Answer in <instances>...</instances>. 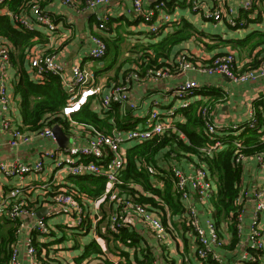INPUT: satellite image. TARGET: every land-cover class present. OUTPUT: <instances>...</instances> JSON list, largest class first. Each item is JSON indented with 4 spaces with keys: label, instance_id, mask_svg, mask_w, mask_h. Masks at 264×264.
I'll list each match as a JSON object with an SVG mask.
<instances>
[{
    "label": "crops",
    "instance_id": "0c3cea01",
    "mask_svg": "<svg viewBox=\"0 0 264 264\" xmlns=\"http://www.w3.org/2000/svg\"><path fill=\"white\" fill-rule=\"evenodd\" d=\"M84 1L75 0L76 4L72 6L64 4L62 0H37L40 8L50 15L55 25L52 31L48 30L45 25L33 22L29 7L23 9L22 12L8 10L7 0L0 6V14H7L8 11L21 13L32 22V28L37 32L35 44L25 52L23 62V67L30 80L40 82L32 72L27 54L30 51L55 54L57 61L63 67L66 79H70L72 67L79 63L94 73L95 82L101 86L102 93H107L112 85L122 82L135 67L143 76L146 70L144 72L142 70L147 66V59L142 56V48L159 42L168 33L179 29L183 21L189 23L192 34L189 38L173 45L168 52L169 55L161 59L165 67H171L176 55L180 52L187 53L204 63H210L216 55L233 51L238 72L242 67L256 64L257 60L264 58V0H253L251 8L246 11L241 10L243 0H165L169 7L171 22L155 35L147 31V26L141 19L127 12L132 5V0H112L94 9H85ZM156 1L158 0H142V3L148 9ZM212 9L223 11L221 20L216 22L206 17L207 12ZM103 15H108L109 20L105 30L100 31L97 28V16ZM229 19H233L237 24L231 25ZM93 35L101 36L107 46L105 55L98 60L89 56V51L93 46L91 39ZM237 40H243V43L239 44ZM149 50L145 52L151 54ZM18 68L10 59V65L6 71V86L10 103L5 115L11 118L13 126L25 129L22 127L19 108L20 96L15 92V84L19 77ZM225 78L222 73L217 72L172 70L169 76L157 80L146 77L131 79L129 102L112 103L108 109L102 110L99 99L91 97L85 105H88L98 115L101 120V126L98 129L106 133L114 129L125 131L145 126L149 111L154 108L161 111L163 116L169 109H173L175 110L172 117L174 125L184 123L186 119L178 110L180 101L174 97L173 90L181 82L193 80L197 82L198 87L192 96L188 97V104L197 100L212 103L210 116L218 126L215 138L222 141L244 130L249 122V111L253 109L254 99L264 97V76L243 82L232 81L227 76ZM211 92L221 93V96L214 99L211 97ZM114 105L116 109L113 108ZM58 125L67 136L65 146H61L56 139L52 140L42 136L34 137L26 144L11 146L8 143L9 132L0 131V162L17 160L34 164L43 156L42 152L46 149L57 147L64 149L71 145H85L91 137L88 128L91 124L76 122L73 116L71 121ZM179 137L183 143H187V137L183 133ZM135 143V141H126L122 147L126 152ZM199 159V150L198 153L191 152L173 143L158 151L153 159L149 161L142 159L139 166L143 168L145 164H150L155 167L158 174L149 175L152 184L162 188L164 181L170 176L172 166L189 174ZM44 162L45 170L42 173L31 171L21 179L6 178L0 172V196L6 197L14 185L25 186L24 197L27 203L35 207L36 211H40L49 225L50 231L47 234L32 231L42 264H151L153 261L159 264H217L213 261L204 262L197 257L193 231L179 219L185 214L184 208L178 214H174L167 205L160 201L163 209H153L158 212L154 211L162 221L165 223L169 221L174 227L175 232L166 230L163 240H157L152 231L137 220L133 227H127L138 238L135 244H131L128 240L122 242L114 239L106 228L108 215L119 210V207L103 195L97 198L89 197L77 188L71 176L63 172L58 173L56 180L53 181L54 167L49 159H44ZM240 165L242 169L239 195L242 214L239 228L240 239L230 246L231 233L228 225L226 222L221 223L218 230L225 243L222 247L215 249L221 257V262L218 264H234L241 253L247 249L248 226L255 207L252 190L264 183L262 169L258 166L254 155H247ZM210 178L214 192L209 199L201 202L193 194L188 201L183 203L195 208L201 225L204 224L205 219H213V200L217 194V178L212 176ZM127 187L147 193L140 184L131 181L125 183L124 187H118V190L125 196H129L130 191ZM58 188L74 191L77 201L85 207L87 217L84 229L75 226L73 217L67 212L54 211L57 208L51 203V199ZM59 213H63L64 216L60 215L61 217L58 218ZM35 219L36 216H25L18 221H10L6 217L0 218V264H8L10 249L13 245L18 248L21 264H28L24 241ZM20 222H23L21 227H19ZM258 227L264 238V215L259 218ZM93 240L101 247L102 254L79 259L85 246ZM261 257L264 263V251Z\"/></svg>",
    "mask_w": 264,
    "mask_h": 264
},
{
    "label": "built area",
    "instance_id": "2783aa9c",
    "mask_svg": "<svg viewBox=\"0 0 264 264\" xmlns=\"http://www.w3.org/2000/svg\"><path fill=\"white\" fill-rule=\"evenodd\" d=\"M5 1L6 0H0V6ZM111 1L112 0H85L84 8L94 9L98 5H105ZM29 2L33 15V22L45 25L50 31L54 30L55 25L50 15L40 8L37 0H29ZM62 2L72 6L76 4L75 0H62ZM252 4L253 0H243L241 9L248 10L251 8ZM127 12L141 19L147 26V31L150 34L159 33L162 28L165 29L166 25L171 22L169 7L165 0L154 2L148 9L143 6L142 0H132V5L127 9ZM7 14L17 27L33 29L32 22L21 13L8 11ZM206 17L217 22L222 19L223 11L221 9L209 10ZM108 20V15L97 16V28L100 31L105 30ZM229 23L231 25L237 24L233 19H229ZM91 39L93 46L89 51V56L94 60L101 59L107 50L106 43L101 36L93 35ZM27 59L35 78L39 81H42L47 73L58 75L61 78L62 84L69 96L58 115L66 119V121H71L72 115L78 112L83 105L87 104L91 97H97L99 99L102 110L108 109L112 103L129 102V83L131 79L146 77L157 80L161 77L169 76L172 70L178 72L187 70H195L201 73L217 72L225 74L230 80L235 82L255 80L258 77L264 76V61L255 68H249L238 72L239 70L236 68L233 51H226L220 55H216L210 63H204L187 53L180 52L176 55L171 67L157 69L148 68L143 76L135 67L122 82L115 83L107 93H102L101 86L95 82L94 73L81 66L79 63L72 67L70 79H66L64 77L63 67L57 61L55 54H43L30 51L27 54ZM9 65L10 44L7 40L0 38V111L2 113L0 116V131L9 132L10 139L8 143L11 146L26 144L34 137L39 136L49 137L55 140L52 126L44 124L42 128L37 131H29L21 127L13 126L11 118L5 115L9 109L10 103V96L7 93L6 86V71ZM197 87L196 81L186 80L174 88L173 94L174 97L180 101V107L188 105V97L192 96ZM130 105L133 106L132 104ZM174 112L175 110L169 109L166 115L163 116L156 108L151 109L146 118L145 126L134 127L125 131L114 129L106 133L94 126L87 125L91 137L85 145H71L64 149L57 147L56 149L43 151V156L34 164L22 163L17 160L0 162V172L6 178L17 177L18 179H21L31 171L42 173L45 170L44 159L47 157L54 167L53 181L56 180L60 172L69 176H105L107 188L103 196L119 207V210L108 215L106 221L107 230L110 233H117L121 227H133L134 222L139 220L152 231L157 240L161 241L164 239L167 229L175 232L173 225L169 221L166 223L162 221V219L154 213L156 210H151L148 206L134 200L133 196H125L118 190V187L120 188L123 184L120 179V174L125 167L126 152L122 144L126 141L141 143L172 129L174 127L172 119ZM204 115L203 126L206 134L211 137L216 132L218 126L211 119L210 115ZM252 117L253 109L249 111V119ZM237 145L240 146L239 144ZM220 148L221 142L218 140L211 145L200 148V159L193 167L191 173L187 174L182 169L172 166L169 176L172 180L173 191L178 196L185 209L184 216L182 215L179 219L191 227L193 231L196 240L195 253L197 257L204 262L213 261L217 264L221 262V257L215 249L222 247L225 243L218 230L219 226L215 224L212 218L205 219L204 224L201 225L195 208L190 205H184L183 203L188 201L193 194H195L197 199L201 202L211 197L214 188L205 158L211 157ZM253 155L257 160L258 166L262 169L264 176V150ZM245 157L246 155L243 153H238L235 157V163L240 164ZM143 169L150 175L158 174L156 168L150 164H145ZM25 188L26 187L21 184L14 185V187L8 191L6 197L2 198L0 196V218L6 217L12 221H18L25 216H36L34 223H32L25 236V254L28 259V264H42L38 257L32 231L39 234H47L50 228L42 216H37L36 208L27 203L24 197ZM252 196L255 200V207L252 211L251 222L248 226L247 249L241 253L234 264H246L249 260L255 261L256 257L253 255L252 251H264L263 233L258 227V220L264 215V183L262 186L252 190ZM51 203L57 208L54 209V211L60 210L67 212L73 217V224L79 229H84L87 211L85 207L77 201L74 191L58 188L52 195ZM241 217L242 214L240 212L237 217L238 231L242 221ZM22 225L23 222H20L19 227ZM18 254V248L13 245L10 249L8 264H21ZM151 264L159 263L153 261Z\"/></svg>",
    "mask_w": 264,
    "mask_h": 264
},
{
    "label": "trees",
    "instance_id": "16d2710c",
    "mask_svg": "<svg viewBox=\"0 0 264 264\" xmlns=\"http://www.w3.org/2000/svg\"><path fill=\"white\" fill-rule=\"evenodd\" d=\"M28 7L30 8L29 0H7L6 2V8L12 11L22 12L23 9L25 10ZM191 34V26L188 22L183 21L179 29L168 33L159 42L142 48V56L147 59V66L142 71L144 72L148 68L165 67L166 65L161 59L169 55L168 52L173 45L189 38ZM36 35L37 32L34 29L19 28L11 21L8 14H0V38L9 42L11 62L19 67L15 92L20 96L19 108L22 127L29 131H37L44 124L49 126L65 124L66 119L58 114L69 96L58 75L47 73L40 82H34L28 78L23 67L24 56L25 52L35 44ZM236 42L241 44L243 40H237ZM145 50H149L151 54L145 52ZM262 61H264V58L257 60L256 64L242 67L241 71L255 68ZM210 94L214 99L221 96V93L217 92H211ZM211 104V102L197 100L185 107H178L179 112L186 119L184 123H176L172 129L165 131L163 134L156 135L141 143H135L126 150L125 167L120 174V179L123 182L121 187H124L125 183L130 181L137 182L147 192L145 194L140 190L136 191L133 187H127L134 200L149 206L151 210L163 209V206L159 203L160 201L167 205L174 214H178L183 210L178 196L173 191L171 178L168 177L164 181L163 187L158 188L152 184L149 173L139 165L142 159L146 161L153 159L158 151L171 146L173 143L182 146L185 150L196 153L200 148L215 143L217 141L215 133L210 137L206 134L203 126L204 114L210 115ZM115 106L113 108L116 109ZM72 116L76 122L88 123L96 128L101 126L100 118L88 105H83ZM181 133L187 137V143H183L180 139L179 135ZM220 142L223 146L211 157H206L205 161L210 176L217 178V194L213 200V219L219 227L222 222L227 223L231 233L230 246H233L240 239L237 217L241 212L239 195L242 174L241 165L235 163V157L240 152L247 156L264 150V97L254 99L253 117L249 119L244 130L238 135H230ZM70 178L80 191L92 198L102 196L107 188L106 177L102 175H79ZM111 234L114 239L122 242L128 240L131 244H135L138 239L136 234L127 227H121L117 233ZM262 252L261 250L252 251L256 260H249L246 264H264L262 257L260 258ZM94 254H102L101 247L95 240L85 246L79 259H85Z\"/></svg>",
    "mask_w": 264,
    "mask_h": 264
},
{
    "label": "water",
    "instance_id": "95a60500",
    "mask_svg": "<svg viewBox=\"0 0 264 264\" xmlns=\"http://www.w3.org/2000/svg\"><path fill=\"white\" fill-rule=\"evenodd\" d=\"M222 76L225 78L226 75L225 74H222ZM226 79V78H225ZM52 132L55 136V139L57 140V142L61 145V146H65L66 145V141L68 140L67 139V136L65 135V133L63 132V130L61 129V127L56 124V125H53L52 126ZM42 211V210H41ZM37 215L39 217H41V213L40 211H37Z\"/></svg>",
    "mask_w": 264,
    "mask_h": 264
},
{
    "label": "rangeland",
    "instance_id": "374dc122",
    "mask_svg": "<svg viewBox=\"0 0 264 264\" xmlns=\"http://www.w3.org/2000/svg\"><path fill=\"white\" fill-rule=\"evenodd\" d=\"M159 113H161L162 114V112L160 111ZM50 149H53V148H49V149H46L45 151H47V150H50ZM45 159H47V157H45ZM213 183H214V181H213ZM214 185H215V183H214ZM54 215H56V214H54ZM60 215H62V216H64V214L63 213H59L58 215H57V217L58 218H60L61 216ZM103 218L105 217V215L104 216H102ZM100 222L102 223V221L100 220ZM97 226H98V223L96 224Z\"/></svg>",
    "mask_w": 264,
    "mask_h": 264
}]
</instances>
